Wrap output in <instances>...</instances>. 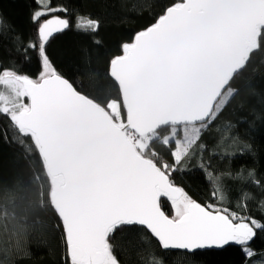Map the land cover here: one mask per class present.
<instances>
[{
	"label": "snow or ice",
	"instance_id": "obj_1",
	"mask_svg": "<svg viewBox=\"0 0 264 264\" xmlns=\"http://www.w3.org/2000/svg\"><path fill=\"white\" fill-rule=\"evenodd\" d=\"M54 12L67 9L43 5L33 12L38 43L0 17V44L11 32L12 50L24 60L35 52L41 64L36 78L0 66V120L32 170L29 180L14 182L0 168L3 232L11 225L9 238L19 242L50 218L62 227L64 264H122L118 249L151 238L165 251L235 244L252 257L251 242L264 233V222L243 214L251 195L242 194L240 212L202 206L172 175L195 148L204 149L203 131L240 95L237 80L264 53V0H171L119 45L103 73L92 74L93 92L78 89L48 55L53 34L72 27L58 16L41 23ZM77 29L95 36L100 22L78 17ZM2 138L9 139L7 130ZM208 176L222 203L231 173ZM247 179L264 195L254 171ZM161 197L171 201V217ZM144 264L164 261L153 254Z\"/></svg>",
	"mask_w": 264,
	"mask_h": 264
},
{
	"label": "trees",
	"instance_id": "obj_2",
	"mask_svg": "<svg viewBox=\"0 0 264 264\" xmlns=\"http://www.w3.org/2000/svg\"><path fill=\"white\" fill-rule=\"evenodd\" d=\"M171 0H0V17L12 32L25 41H38L39 25L31 22L34 11L43 5L63 7L67 12H54L41 18V23L53 16L70 21L72 27L53 34L47 45L48 55L58 72L83 91L93 92L96 77L103 73L109 59L118 51L122 42H129L134 34L152 22L155 14ZM78 17L99 20V32L93 36L77 29ZM13 37L6 34L0 44V66L14 67L20 74L36 78L41 71L39 56L30 51L28 60L12 50ZM95 40L101 41L96 44ZM236 85L240 95L223 110L219 118L203 131L199 143L204 149L195 148L181 168L172 175V182L194 201L203 206L217 204L240 212L243 193H249L247 209L243 213L264 222L262 189L249 182L247 174L254 171L256 179L264 181V53L258 54L252 65L239 78ZM251 85L252 90H248ZM7 130L9 139L2 138ZM7 122L0 120V168L15 181H26L32 170L25 160L24 148L12 139ZM206 167H202L201 165ZM219 176L231 173L233 179L224 182L223 202L213 197L214 185L208 173ZM161 208L171 217V203L161 200ZM12 226L5 233L0 227V264H64L65 245L62 227L56 228L50 218L21 235L19 242L11 236ZM150 236V234H149ZM138 249V250H135ZM129 251L117 250L122 264H144L150 255L163 259L164 264H264V233H258L251 242L255 253L248 257L240 246H230L219 251H202L192 254L165 251L151 238L141 241Z\"/></svg>",
	"mask_w": 264,
	"mask_h": 264
},
{
	"label": "water",
	"instance_id": "obj_3",
	"mask_svg": "<svg viewBox=\"0 0 264 264\" xmlns=\"http://www.w3.org/2000/svg\"><path fill=\"white\" fill-rule=\"evenodd\" d=\"M55 34V33H54ZM176 186V185H175ZM179 187V186H177ZM182 189V188H181ZM183 190V189H182ZM161 200H166L167 202L171 203V201H169L167 199V197H161L160 199V202ZM203 206V205H202ZM155 240V238H153ZM156 241V240H155ZM158 243V242H157ZM230 246H238V245H235V244H230V245H226L224 246L223 248H208V249H200V250H196L195 252H202V251H208V250H212V251H219V250H223V249H226L227 247H230ZM167 251H172V252H180L179 250H167ZM194 252V253H195ZM192 254V253H191Z\"/></svg>",
	"mask_w": 264,
	"mask_h": 264
},
{
	"label": "rangeland",
	"instance_id": "obj_4",
	"mask_svg": "<svg viewBox=\"0 0 264 264\" xmlns=\"http://www.w3.org/2000/svg\"><path fill=\"white\" fill-rule=\"evenodd\" d=\"M174 213H173V210H172V214H171V216L173 215Z\"/></svg>",
	"mask_w": 264,
	"mask_h": 264
}]
</instances>
